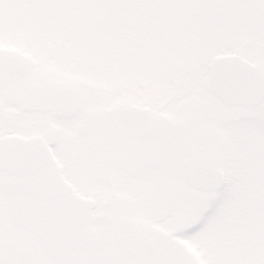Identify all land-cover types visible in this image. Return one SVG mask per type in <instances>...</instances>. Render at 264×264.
Returning a JSON list of instances; mask_svg holds the SVG:
<instances>
[{
	"label": "flooded vegetation",
	"instance_id": "flooded-vegetation-1",
	"mask_svg": "<svg viewBox=\"0 0 264 264\" xmlns=\"http://www.w3.org/2000/svg\"><path fill=\"white\" fill-rule=\"evenodd\" d=\"M245 1L240 31L231 25L228 35L256 36L264 49V0ZM35 45L44 49L36 53L42 62L0 48L2 158H51L38 169L0 172L5 232L0 236L16 242H1L0 264H187L179 235L191 217L200 216L197 206L212 192L206 191L208 181L190 187L186 174L218 169L215 158H185L182 145L174 143L178 125L170 128L165 117L146 107L84 110L73 126L75 95L58 92L50 70L40 68L55 56V46ZM228 55L240 58L248 81L255 82L250 65L264 82L258 63ZM212 97L226 122L244 119L249 109L264 111V96L256 106L244 105L240 97H231L226 106ZM132 107L139 113L125 123L123 113ZM57 116L65 118L61 154ZM55 158H66L65 174ZM11 210H17L16 224Z\"/></svg>",
	"mask_w": 264,
	"mask_h": 264
},
{
	"label": "rangeland",
	"instance_id": "rangeland-1",
	"mask_svg": "<svg viewBox=\"0 0 264 264\" xmlns=\"http://www.w3.org/2000/svg\"><path fill=\"white\" fill-rule=\"evenodd\" d=\"M17 28L0 23V48L26 53V60L32 62L42 60L36 53L44 49L35 44L48 43L27 37ZM260 43L249 34L229 37L218 33L210 45L189 59L180 52L172 55L173 47L152 48L148 57L142 55L132 62L133 67L117 61L118 57H105L102 47L86 53L67 43L40 67L50 70L49 80L55 81L58 92L75 95L73 126L84 110L146 107L165 117L170 128L178 125L182 134L176 135L174 143L182 145L185 158H215V167L224 172L225 185L215 195L210 212L195 214L179 235L187 264H264V111L257 107L245 111L244 119L236 122L220 120L224 117L220 105L206 90L208 64L214 56L238 53L264 70ZM64 119L57 116L60 154ZM55 160L65 174L66 158ZM256 206L263 216L260 227L254 225ZM0 235H5L1 228ZM3 241L16 243L12 237L0 236V244Z\"/></svg>",
	"mask_w": 264,
	"mask_h": 264
},
{
	"label": "trees",
	"instance_id": "trees-1",
	"mask_svg": "<svg viewBox=\"0 0 264 264\" xmlns=\"http://www.w3.org/2000/svg\"><path fill=\"white\" fill-rule=\"evenodd\" d=\"M245 2L0 0V23L11 29L19 27L27 37L42 42L71 43L86 53L102 47L105 57H118L125 66L133 67L132 62L142 55L148 57L152 48L173 47L172 55L180 52L189 59L210 45L213 36L228 35L231 25L240 31ZM253 213L254 225L260 227L263 216L258 206Z\"/></svg>",
	"mask_w": 264,
	"mask_h": 264
},
{
	"label": "water",
	"instance_id": "water-1",
	"mask_svg": "<svg viewBox=\"0 0 264 264\" xmlns=\"http://www.w3.org/2000/svg\"><path fill=\"white\" fill-rule=\"evenodd\" d=\"M227 58L225 57H219L216 59H213L209 65L208 69V90L210 92L215 93L223 102H228V92H227ZM41 162H44L47 158H39ZM10 161V158H0V168L7 164ZM21 163H26L27 159L20 158ZM193 173L189 174L187 176V179L191 177L193 179ZM212 180L213 184L215 185L216 189L219 190L223 183V178L220 172H213L212 173ZM189 181V180H188ZM191 184L192 182L189 181ZM212 198H209L205 201L211 200ZM206 212V209L203 211V213Z\"/></svg>",
	"mask_w": 264,
	"mask_h": 264
}]
</instances>
